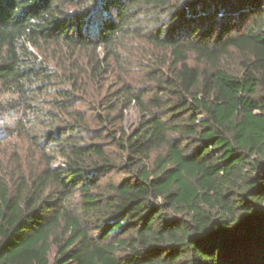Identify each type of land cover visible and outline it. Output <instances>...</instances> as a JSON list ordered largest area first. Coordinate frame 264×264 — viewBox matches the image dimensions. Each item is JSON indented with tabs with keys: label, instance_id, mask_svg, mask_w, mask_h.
<instances>
[{
	"label": "trees",
	"instance_id": "trees-1",
	"mask_svg": "<svg viewBox=\"0 0 264 264\" xmlns=\"http://www.w3.org/2000/svg\"><path fill=\"white\" fill-rule=\"evenodd\" d=\"M128 38L168 61L96 109L42 57L102 49L97 81ZM8 92L40 167L0 176V264H264V0H0Z\"/></svg>",
	"mask_w": 264,
	"mask_h": 264
},
{
	"label": "rangeland",
	"instance_id": "rangeland-1",
	"mask_svg": "<svg viewBox=\"0 0 264 264\" xmlns=\"http://www.w3.org/2000/svg\"><path fill=\"white\" fill-rule=\"evenodd\" d=\"M143 22H147L144 19ZM93 35H95L93 33ZM31 51L35 52L33 49ZM42 57L46 59L51 68L59 70V74L69 72L80 77L81 83L89 85V90L84 97L86 104L95 108L99 104L111 100L112 94L120 87V82L125 81L135 87H143L146 72L152 67L158 66L159 60L168 61V54L146 44L140 39L128 38L120 49V58L117 61H110L107 73H102L97 81H90V70L86 68L88 56L104 59L105 52L98 49L96 53L77 51L74 55L69 50L58 46H49L42 49ZM74 61L76 65L74 64ZM189 63L195 65V59L190 55ZM235 64V63H234ZM227 66H234L233 60L226 62ZM236 65V64H235ZM82 94V93H80ZM47 96H43L34 104L39 105L43 111L49 110L44 101H48ZM18 97L13 93H3L0 95V176L13 187L15 176L24 175L29 177L40 167L39 154L36 152L30 140L18 129V112L15 108L18 106ZM100 113L103 110L97 109ZM118 112V111H117ZM114 113V116L116 113ZM32 117V116H30ZM32 121V118H30ZM42 119V118H41ZM120 122L126 130H133L138 123V112L133 105L129 106L124 112L123 120ZM38 121H32L26 126L31 135H38L41 131V125ZM62 160H58L61 163ZM55 166V165H54ZM108 178H103L101 184L105 185ZM117 182V179H114Z\"/></svg>",
	"mask_w": 264,
	"mask_h": 264
}]
</instances>
